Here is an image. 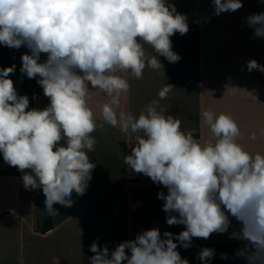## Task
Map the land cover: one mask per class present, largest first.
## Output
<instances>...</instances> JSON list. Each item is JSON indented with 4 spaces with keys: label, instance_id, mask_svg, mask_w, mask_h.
Returning a JSON list of instances; mask_svg holds the SVG:
<instances>
[{
    "label": "clouds",
    "instance_id": "1",
    "mask_svg": "<svg viewBox=\"0 0 264 264\" xmlns=\"http://www.w3.org/2000/svg\"><path fill=\"white\" fill-rule=\"evenodd\" d=\"M211 2L217 16L243 7L242 0ZM187 21L168 0H0V45L29 50L20 72L36 79L50 101L30 109L28 96L19 95L9 78L16 65L0 68V154L23 173L25 189H42L50 215L57 213L56 204L71 207L73 193L85 194L96 167L89 156L97 143L92 134L106 123L136 134L124 163L167 190L157 196L166 223L184 226L163 236L158 228L145 230L112 251L93 242L90 264H189L178 246L188 249L193 238L228 233L232 219L240 227L229 238L243 242L236 257L264 264V154L238 142L241 129L234 118L203 111L212 138L201 142L194 129L182 131L181 120L161 108L160 101L175 91L171 84L138 115L121 109L131 87L121 73L140 80L146 68L163 70L161 56L177 63L181 57L170 38L187 34ZM246 23L253 38H264V12L249 15ZM247 68L264 72L255 60ZM93 91L108 97L99 120L89 105ZM249 139L255 141L256 133ZM197 255L201 264H210L215 249L204 247Z\"/></svg>",
    "mask_w": 264,
    "mask_h": 264
},
{
    "label": "crops",
    "instance_id": "2",
    "mask_svg": "<svg viewBox=\"0 0 264 264\" xmlns=\"http://www.w3.org/2000/svg\"><path fill=\"white\" fill-rule=\"evenodd\" d=\"M263 3L264 0H243ZM174 4L179 13L188 17L189 31L170 39L173 51L181 59L169 63L159 57L162 69L146 68L143 79L137 80L129 73H121L129 79L130 91L122 97L121 109L138 115L152 100L158 99V91L167 84L175 91L161 100L165 114L181 120V130H195L201 142L211 139V133L202 123L201 113L206 110L217 115L225 113L234 118L241 129V143L246 150L264 154V72L249 71L247 64L255 60L264 66V38H253V30L246 18L253 13L239 9L219 16L213 5ZM147 51L155 54L150 46ZM26 47L11 49L0 45V68L16 65L9 74L18 94H21L23 75L20 72L21 57ZM46 54H42V62ZM164 73V74H163ZM240 90L234 94L228 90ZM100 91L90 93L89 105L100 119V106L107 101ZM50 101L43 92L34 98V108L43 109ZM256 133L255 141L249 139ZM96 138L95 150L89 153L96 164L92 179L84 195L73 193L71 207L54 205L55 215L45 209L42 189L27 190L17 168L8 165L0 154V264H90L94 255L90 251L93 242L110 251L126 240H134L138 233L158 228L179 234L183 225L169 226L162 210L163 200L158 193L167 190L154 184L150 178L137 174L124 163V156L131 154L136 144V134H126L119 128L104 124L92 134ZM30 171V170H25ZM47 219L52 226L46 230ZM232 219L228 233L212 234L209 239L193 238L192 246H178L182 258L189 264H201L198 252L214 248L211 261L224 264H245L235 253L243 242L230 239L229 233L239 230ZM226 253L228 259H221Z\"/></svg>",
    "mask_w": 264,
    "mask_h": 264
},
{
    "label": "trees",
    "instance_id": "3",
    "mask_svg": "<svg viewBox=\"0 0 264 264\" xmlns=\"http://www.w3.org/2000/svg\"><path fill=\"white\" fill-rule=\"evenodd\" d=\"M29 50L26 48L25 52H28ZM41 62H42V54H41ZM43 89L42 87L37 83L36 79H29L26 77V75H23L22 77V83H21V94L20 95H27L29 98V108H34V98L37 95L42 94ZM52 226L51 220L47 219L46 223V230ZM210 264H224L222 261H210Z\"/></svg>",
    "mask_w": 264,
    "mask_h": 264
},
{
    "label": "built area",
    "instance_id": "4",
    "mask_svg": "<svg viewBox=\"0 0 264 264\" xmlns=\"http://www.w3.org/2000/svg\"><path fill=\"white\" fill-rule=\"evenodd\" d=\"M168 2L188 4V5H210L212 4L211 0H168ZM243 10L264 12V4L257 3L253 1H243Z\"/></svg>",
    "mask_w": 264,
    "mask_h": 264
}]
</instances>
